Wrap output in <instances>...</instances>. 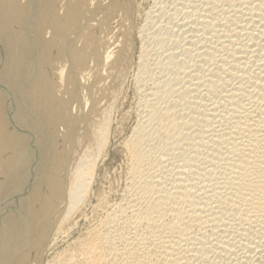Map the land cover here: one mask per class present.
I'll return each mask as SVG.
<instances>
[{
    "label": "bare ground",
    "instance_id": "6f19581e",
    "mask_svg": "<svg viewBox=\"0 0 264 264\" xmlns=\"http://www.w3.org/2000/svg\"><path fill=\"white\" fill-rule=\"evenodd\" d=\"M165 2L190 39L167 44L171 23L148 33ZM159 3L139 31L128 183L79 263L264 264V0ZM134 11V0H0V264H42L83 202L108 144ZM154 51L165 74L153 73ZM195 92L205 100H189Z\"/></svg>",
    "mask_w": 264,
    "mask_h": 264
},
{
    "label": "rangeland",
    "instance_id": "374dc122",
    "mask_svg": "<svg viewBox=\"0 0 264 264\" xmlns=\"http://www.w3.org/2000/svg\"><path fill=\"white\" fill-rule=\"evenodd\" d=\"M159 1L160 0H134V5H135V11L133 13V25H134V27H133L131 36L128 38V41L129 40L131 41V46H133V49H132V52L129 55V58H128L127 63L125 65L126 66V72L123 76V81H122V84L120 86V89H119L118 93L116 94L113 110L111 111V115H110V121L111 122H110V129H109V133H108V144L105 147V149H103L102 153L100 154V157L98 158V161H97L98 164L96 166V170L93 173V182L91 183L92 185L90 186V188L85 193L83 202L79 206L76 207V210H73V212L70 213V215L68 216L69 219L67 218L68 219L67 221H66V219L63 221L64 223L61 224L62 227L60 226L61 228L59 227V230L58 231L56 230L52 234L53 237L51 236V238H50L51 241L49 240V244H48L49 248H46L47 253L45 252V254H44V257L42 259V264H59V263L60 264H75V263L80 264L79 263L80 262L79 254H80V250H81L80 247L83 245L84 241L88 240L93 229L97 228L98 225L100 226V223L105 220V218H106L105 216L107 215V213L108 214L110 213L111 207H113L114 203H117V202L122 200L124 190H125L126 185L128 183L127 181H128V168H129V161L127 158L128 155H126L127 151L125 149V142L130 138V136L134 132V129L137 127L138 120H139L138 112L140 113L139 106H140V102L143 98L142 97L143 96L142 95L143 94V86H141L143 83L141 82V84H140L138 81V80H141V78H139V77H141L139 75L140 74L139 72H141V74H142V71L140 68V61H139L140 60L139 59L140 49H141V44H142V39L140 37L141 36L140 30H141V27L145 24L146 13L148 12L147 10L155 9L156 7H158L157 6L158 4L160 6L161 3H159ZM166 2H165V5H163L164 8L167 7V8H165V11L163 12L164 15L161 16V14H160L159 19H158V17H156L157 20H159V21L156 20L157 21L156 26H155L156 29H153V27L150 26V30H147V31H149L148 33L153 34L154 33L153 30L156 31L157 27H159V25L161 23H162L161 26L165 25L164 27H166V25L171 23L169 25L170 29L167 26V28H168L167 31L169 33L166 32V29L164 27H162L163 29H161V26H160V28H158V30L159 29L163 30V33H165V35H167V33H168V35H167L168 37L163 34L165 36L166 40H167V38L170 39V41L167 40V44L172 45L173 40H171V39H173L172 37H174V36H175L174 38L176 39V40H174V44H177L178 43L177 41L181 42L179 40V38H181V37H178V35H177L178 33H179V36L183 35V37H185V38L187 37L186 39H188V37L190 39V35H191L190 33H187L190 35H187L186 33L181 34L180 32H184V31H180V30H182V28L180 27L177 29V27H179V26H177L176 22L179 23L182 21V18L180 20V17L182 16V14L180 13V15H179L178 11H176L174 13L175 10L173 8H175V7L173 5H171V6H173L172 11H171V8H170L171 6H169L170 3L169 2L166 3ZM155 5H156V7H155ZM176 7H179V5H177ZM171 13H172V15H175V16H173V18L170 15ZM165 14H166V17H165ZM176 14H177V16H176ZM170 18L173 20H171ZM221 20L222 19L219 17V21H217V22H219L218 25H221L225 22V21H221ZM220 21H221V23H220ZM172 23L173 24L175 23V25L177 27L175 25H173ZM171 27L173 29H171ZM255 29L258 31V29H260V28L256 27ZM173 30H176L177 33L175 31H174L175 33L172 32ZM256 30H252V33L255 32L252 34L253 39H254L255 35H256V38L258 39V37L262 34V32H261L262 29L259 30L260 32H256ZM170 32H172V33H170ZM173 33L175 35H171ZM176 36H177V38H176ZM257 39H255V40H257ZM181 40H182V38H181ZM168 42H170V43H168ZM153 43H152V45H153ZM152 47L156 50L158 49L157 47H154V45ZM150 48H151V46H150ZM155 52H157V51H154V54H153L154 56L152 55L154 58L151 56V60H152V58L154 60L151 61L149 59L151 62L148 60L151 63L150 66H152L153 69H154L153 64H155V62H154L155 59L157 60L159 58L158 56L155 55L156 54ZM178 58H180V60ZM178 58H177L178 62L185 61L183 59L184 57L182 55L179 56ZM251 58H252L251 60L249 58L247 61L253 62L254 57H251ZM256 59L258 62L255 60V63H259V62L262 63L264 61V60H262V62L259 61V59H260L259 57H256ZM195 60L197 61L196 57H195ZM190 61L188 60V63H186L187 61H185L187 66H190L191 64L194 63V61H191L192 63ZM251 62H250L251 65H249V63H247V65H246V69L248 68L249 72H251V71L253 72L254 68H255L254 62L253 63H251ZM156 67H155V69H154L155 71L153 73L157 72V74H158L161 69L157 67L159 69V71H156ZM250 67H251V69H250ZM152 68H151V70H153ZM184 69H185V67H184ZM184 69H182V70H184ZM151 70H150V72H151ZM162 71L164 72V70H161V72ZM161 72H160V74L166 73V71H165V73H163V72L161 73ZM157 74L155 73L154 75H156V76L160 75V74H158V75ZM137 77L139 79H137ZM203 91L204 92H201V93H206L205 90H203ZM195 93H194L195 96L193 95V97H196V98H193L192 96H189L190 98L187 96V98H189V100H193V101H195V99H197V101H200L201 99H203L201 101L205 100L207 94L202 95L204 97V98H202V97L197 95V92H195ZM191 97L193 99H191ZM198 98H199V100H198ZM196 102H194V103H196ZM193 105H195L197 107L196 104H193ZM237 221H239V220H235V222H237ZM235 222H233V221L230 222L232 224L234 223L233 225L231 224L232 226L231 225L228 226V228L230 230L233 229L234 225L235 226L237 225V227H239V225L236 224ZM254 235H256V234H253L252 236H250L251 239H256L254 237H256L257 235L256 236H254ZM256 240L262 241L264 239H260V237H259V239L257 238ZM261 241H260V243L264 242V241L263 242H261ZM70 261H72V262H70Z\"/></svg>",
    "mask_w": 264,
    "mask_h": 264
}]
</instances>
